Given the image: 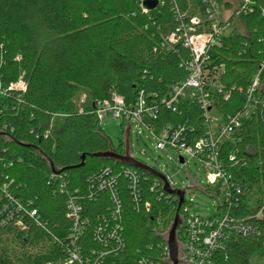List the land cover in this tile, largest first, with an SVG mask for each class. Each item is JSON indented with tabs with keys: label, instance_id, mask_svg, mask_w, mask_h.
<instances>
[{
	"label": "trees",
	"instance_id": "trees-1",
	"mask_svg": "<svg viewBox=\"0 0 264 264\" xmlns=\"http://www.w3.org/2000/svg\"><path fill=\"white\" fill-rule=\"evenodd\" d=\"M142 1L0 0V80L4 86L21 77L27 83L26 92L0 98V180L10 184L9 194L24 208L33 202L30 208L37 210L41 222L38 225L22 213L26 229L16 224L17 215L0 225V264H59L66 258L64 243L71 229L66 217L67 197L49 185L53 173L49 160L61 171L79 165L86 155L83 168L61 172L70 188L78 187L84 193L90 175L103 167L116 172L124 168L114 161L90 157L111 147L124 154L123 141L116 148L101 131L94 107L116 90L117 76L125 73L133 77V95L144 90L164 96L170 86L185 79L180 64L188 58V51L180 44L172 49L164 45V39L178 27L173 0H157L158 6L148 13L141 8ZM218 2L223 5L225 0ZM177 3L186 21L198 14V0ZM223 6L232 8L227 2ZM241 19L247 33L233 29L223 46L212 51L216 62L225 64L224 85L237 89L229 101L219 104L225 116L244 108L246 92L264 62V0H255L252 13ZM82 92L89 95L90 102L79 110L75 99ZM258 92L264 97V72ZM59 114L65 116L62 125L44 138ZM162 123L201 127L203 114L196 104L183 106L178 113L164 108ZM243 127L238 148L246 166L233 168L232 173L244 183L246 194L233 214L247 217L263 209L262 219H255L261 235L233 236L225 249L216 252L213 264H251L252 256L264 250V109L258 108L244 120ZM230 148L231 144H226L224 155ZM145 177L142 191L149 205L141 203L140 211L135 210L126 181L121 179L126 250L118 258H107L109 264L117 260L135 264L143 256L161 260L165 243L156 232H161L162 221L173 222L179 203L159 198L162 191L151 192L155 177ZM258 192L259 198L252 201ZM5 202L3 197L0 210ZM82 204L83 216L92 222L110 205L105 195L83 199ZM90 235L88 246L100 248L90 241Z\"/></svg>",
	"mask_w": 264,
	"mask_h": 264
},
{
	"label": "built area",
	"instance_id": "built-area-1",
	"mask_svg": "<svg viewBox=\"0 0 264 264\" xmlns=\"http://www.w3.org/2000/svg\"><path fill=\"white\" fill-rule=\"evenodd\" d=\"M145 1H142L141 8L144 13H148L150 10L145 7ZM202 1L206 6L207 19L204 21L200 18L198 9V14L186 21L177 0H173L178 27L164 39V45L172 49L180 44L188 51V58L182 59L180 64L186 73L183 81L170 86L168 93L164 96L147 94L144 90H138L133 95L132 103L127 104L125 99L113 90L108 99L94 104L99 122L107 117L121 118L126 122L125 129L130 125L131 133L132 121L136 124H145L156 141L158 150L166 151L167 147H171L202 162L208 178L206 195L221 198V200L218 201L216 215L203 219L190 215V207L185 198L183 204L185 208L181 214L184 221L178 230L179 241L183 244L180 258L185 261L184 264H213L216 252L225 249L233 236L259 237L261 229L255 219L260 220L263 217V209L253 216L242 217L233 214V210L238 209L244 202L246 190L244 183L236 179L232 169L246 166V161L239 157L238 148L242 141L244 120L256 114L258 108L264 109V97L258 92L260 76L264 72V62L260 64L246 92L247 102L244 108L234 115L225 116L220 112L219 104L229 101L237 89L236 87L228 89L224 85L222 79L226 72L225 64L216 62L212 54L214 49L223 46L224 39L232 31L230 30L233 24L231 19L252 13L255 0H242L233 15L225 19L220 16L218 0ZM20 60L18 56L17 61ZM26 90L27 83L23 77L9 86H4L0 80V98H6L12 92H26ZM238 91L241 93L243 90L240 88ZM195 104L200 107L203 114L201 127L189 123L161 124L164 108L178 113L183 106ZM57 118L64 119L65 116L55 115L49 130L43 135L44 138L47 139L52 135L56 127L54 120ZM215 122H218V125L214 132ZM226 144H231V148L224 155ZM177 162L182 167L188 165L185 156H179ZM56 171L60 170L56 169ZM140 171L125 165L119 172L110 167H103L88 177L86 193L78 187L70 188L69 181L62 173H52L49 185H55V192L67 197L66 217L71 223L69 237L64 243L66 258L59 264H109L107 258H118L125 252L121 179L126 181L135 210L140 211L141 203L149 205L142 191V180H147L146 173ZM167 179L171 188L176 189L171 179L168 177ZM9 186L10 184H2L0 180V204L3 202V197L6 198L0 210V225H6L17 215L16 224L21 229H26L23 214L41 225L37 210L30 208L33 202H29V207L24 208L22 203L9 194ZM150 189L153 193L162 191L159 193V198L179 203L176 195L165 193L163 182L156 177ZM104 195L110 203L106 206L105 214L98 215L96 222L84 217L83 199L96 200ZM169 226L170 224L168 228ZM89 233H91L90 241L100 248L88 246ZM60 244L63 243L60 242ZM168 256L169 248L165 244L160 253V261L143 256L134 262L135 264H165L164 260ZM122 262L117 260L114 264H122Z\"/></svg>",
	"mask_w": 264,
	"mask_h": 264
},
{
	"label": "rangeland",
	"instance_id": "rangeland-1",
	"mask_svg": "<svg viewBox=\"0 0 264 264\" xmlns=\"http://www.w3.org/2000/svg\"><path fill=\"white\" fill-rule=\"evenodd\" d=\"M225 2L230 3L232 8L223 6ZM223 5H219V12L222 19L229 18L233 15L234 10L238 7V0H225ZM199 16L204 21L206 17V6L203 1H198ZM225 21V20H223ZM232 29H236L241 34L247 33L245 22L241 17L234 18L232 22ZM133 86L134 79L129 74H119L116 80V92L120 97L125 99L127 104H131L133 101ZM75 102L78 109L81 110L86 104H89L90 98L86 92H82L77 95ZM55 126H61L64 119L57 118L54 120ZM218 122L214 123L213 129L216 131ZM101 131L110 139L114 147H119L120 143L124 140V130L126 122L121 118L107 117L104 121L100 122ZM131 147L132 155L139 162L155 169L171 179L176 189L182 190L191 187V179L194 181L197 187L202 189L208 188V178L206 170L201 161L191 158L185 155L183 152L167 147L166 151H160L156 148V141L153 139L151 132L145 126V124H136L132 121V133H131ZM179 156H185L188 165L182 167L177 159ZM258 195H253L252 201L258 199ZM221 198H213L206 195L201 190L192 191L189 190L186 195L187 204L190 207V215L199 216L203 219H208L216 215L218 201ZM169 219L162 221L160 231L165 232L168 229ZM251 264H264V250L254 254L251 258Z\"/></svg>",
	"mask_w": 264,
	"mask_h": 264
},
{
	"label": "water",
	"instance_id": "water-1",
	"mask_svg": "<svg viewBox=\"0 0 264 264\" xmlns=\"http://www.w3.org/2000/svg\"><path fill=\"white\" fill-rule=\"evenodd\" d=\"M159 2L157 0H146L144 5L147 9L149 10H154L157 6H158ZM131 127L130 125L127 126V128L124 130V146H125V151L124 154H118L115 152V150L113 149V147H111V149L107 152H100V153H95L90 155L91 158H100L102 160H106V161H114L116 163H120L122 165L128 166V167H133L135 169L141 170L143 172H145L146 174L150 175V176H154L157 179L161 180L164 184V191L165 193L169 194V195H176L179 198V205H178V210H177V214L173 220V222L170 224L168 230L164 233H160V232H156L158 237H160L164 243L168 246L169 248V256L166 260H164L165 264H184L185 261L183 259L180 258V250L183 248V244L179 241L178 238V230L180 228V226L183 224L184 221V217L180 214V209L183 206V204L185 203V198L187 195V192L189 190L192 191H196V190H201L202 192H204L206 194V190L199 188L196 186V184L194 183V181L191 179V187L182 189V190H178V189H172L168 179L165 175H163L162 173L156 171L155 169L139 162L137 159H135L132 155H131ZM21 146L24 147H31L30 145H25V144H21ZM37 150L40 151V149L36 146H34ZM87 156L83 155L81 158V163L75 167H68L65 169H62L61 171H56V168L53 164L52 161L49 160L50 165H51V169L53 173H61L64 171H68V170H74V169H80L83 168L85 166V162H86ZM183 163V160L181 161Z\"/></svg>",
	"mask_w": 264,
	"mask_h": 264
}]
</instances>
